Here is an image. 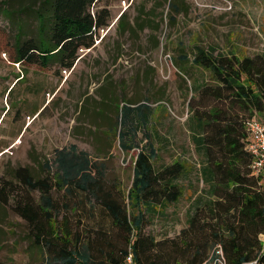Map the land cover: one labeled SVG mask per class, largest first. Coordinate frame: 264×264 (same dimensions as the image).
Returning <instances> with one entry per match:
<instances>
[{
  "label": "trees",
  "instance_id": "1",
  "mask_svg": "<svg viewBox=\"0 0 264 264\" xmlns=\"http://www.w3.org/2000/svg\"><path fill=\"white\" fill-rule=\"evenodd\" d=\"M94 1L40 0L34 9L38 37L23 41L16 37L13 61L35 58L41 65L52 61L57 67L72 66L77 49L90 47L96 29L107 24L108 10H92ZM168 7L177 12L172 1ZM116 20L121 22V33L133 30L122 21V13ZM189 54L179 60L207 75L192 84L196 97L187 102L192 142L201 157L197 174L205 187L190 201L183 226L158 238L145 231L154 218H165L166 208L182 197V180L188 172L179 161L154 167V149L138 148L128 137L137 124H146L149 107L121 101L115 115L118 146L123 152L136 149L125 193L106 182L95 161L73 144L54 149V171L50 173L45 161L40 178L32 177L25 166L13 170L17 184L25 189L23 195L9 181L0 180V201L16 194L13 211L29 226L40 264H120L128 251L135 264H198L217 243L226 264L258 256L264 187L250 174L244 141L245 121L264 120V50L237 56L212 45L193 44ZM52 189L63 190L66 197L84 195L88 218L75 216L66 203L64 210L59 208ZM31 191L39 197H29ZM258 259L264 264V255Z\"/></svg>",
  "mask_w": 264,
  "mask_h": 264
},
{
  "label": "rangeland",
  "instance_id": "2",
  "mask_svg": "<svg viewBox=\"0 0 264 264\" xmlns=\"http://www.w3.org/2000/svg\"><path fill=\"white\" fill-rule=\"evenodd\" d=\"M39 1L0 0V180L23 195L13 170L25 166L40 178L45 161L54 171V149L73 144L95 161L106 182L125 193L136 149L119 148L115 115L121 101L144 102L147 122L128 137L138 148L154 149L155 168L179 161L188 172L179 201L145 228L157 238L173 235L205 187L197 174L201 157L192 142L187 102L196 97L192 84L207 75L179 58L188 57L193 44L237 56L264 50V0H96L92 10H108L107 27L96 31L100 40L92 49H78L73 69L52 61L41 65L35 58L13 61L16 37H38ZM120 13L132 31L121 33ZM50 194L62 210L66 203L75 216L88 218L84 195L66 197L57 189ZM12 195L0 201V263L40 264L29 226L13 211ZM28 196L39 197L37 191Z\"/></svg>",
  "mask_w": 264,
  "mask_h": 264
},
{
  "label": "built area",
  "instance_id": "3",
  "mask_svg": "<svg viewBox=\"0 0 264 264\" xmlns=\"http://www.w3.org/2000/svg\"><path fill=\"white\" fill-rule=\"evenodd\" d=\"M99 29L103 30L102 27H98L96 31ZM245 132L244 149L250 155V174L255 176L259 184L264 187V120L258 117L247 119L245 121ZM258 240L260 242L258 256L238 264H262L258 258L264 255V232L258 234ZM120 264H135L129 251ZM198 264H226L221 246L218 243L215 244Z\"/></svg>",
  "mask_w": 264,
  "mask_h": 264
},
{
  "label": "crops",
  "instance_id": "4",
  "mask_svg": "<svg viewBox=\"0 0 264 264\" xmlns=\"http://www.w3.org/2000/svg\"><path fill=\"white\" fill-rule=\"evenodd\" d=\"M102 28H103V26H101ZM104 27H107V26H105L104 25ZM98 37V34L96 35L95 34V38H94V42L92 43V45L90 46V47H88V48H81V47H79L78 49H81V51L84 49L85 51H89L90 49H92L96 44H98L99 43V38H97ZM78 49H77V51H78ZM224 52H229V53H233V52H230V51H224ZM78 53V52H77ZM234 54V53H233ZM79 58H78V56H77V58L74 60V62H73V64H72V66H70L69 68H65V67H60V68H62V69H73V67H74V65H75V63H76V61L78 60ZM178 60V59H177Z\"/></svg>",
  "mask_w": 264,
  "mask_h": 264
}]
</instances>
